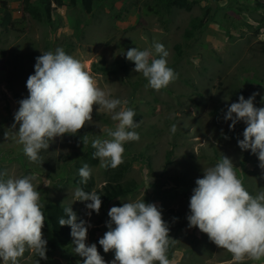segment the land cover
I'll return each mask as SVG.
<instances>
[{
    "label": "rangeland",
    "instance_id": "374dc122",
    "mask_svg": "<svg viewBox=\"0 0 264 264\" xmlns=\"http://www.w3.org/2000/svg\"><path fill=\"white\" fill-rule=\"evenodd\" d=\"M0 1L8 6L3 17L11 18L6 30L0 25V172L14 178L34 176L42 204H72L73 211L91 225L85 243H95L106 264H111L114 252L104 253L98 241L108 230L109 209L140 200L143 195L146 203L160 207L169 235L176 240L171 264H234L230 253L218 248L198 228H189L186 217L196 179L215 166L222 154L232 159L250 194L264 190V169L259 167L257 155L242 151L237 144L246 125L238 122L229 130L231 121L223 119L227 107L237 102L236 93L246 94L245 99L259 93L254 104L264 107V0H258L260 8L255 7L256 0H197L191 11L174 8L169 16L148 12L144 3L150 0H104L90 14L78 5L57 9L49 24L20 13L23 0ZM205 5L211 7L208 24L185 40L184 30L190 20L202 14ZM154 41L165 46L168 66L178 74L160 91L148 87V81L133 71L134 63L124 56L132 47L151 48ZM57 47L78 59L101 88L111 90V98L127 99V107L135 111L134 120L139 122L134 131L140 139L124 144L123 164L130 165L122 178L134 180L138 187L132 195L107 204L99 214L87 215L88 202H73L77 188L73 179L88 164L83 156L92 147V140L108 138L105 130L115 129L117 122L110 114L94 106L91 124L75 136L50 141L40 156L43 162L52 159L49 164L54 173L30 162L14 136L19 128L18 124L12 127L14 113L18 101L28 96L26 81L34 74L36 57ZM173 124L177 126L174 134L170 130ZM85 136L87 143H83ZM130 154L144 157L134 161ZM89 167L93 190H99L106 182L105 169L99 159L97 165ZM74 247L71 242L66 250H56L43 262L29 250L19 264H35L36 260L39 264H83L84 258L74 253ZM244 264H264V260Z\"/></svg>",
    "mask_w": 264,
    "mask_h": 264
},
{
    "label": "clouds",
    "instance_id": "9594fccd",
    "mask_svg": "<svg viewBox=\"0 0 264 264\" xmlns=\"http://www.w3.org/2000/svg\"><path fill=\"white\" fill-rule=\"evenodd\" d=\"M103 1L95 2L93 8ZM23 6L22 2V14ZM63 7H69L67 0L62 7L51 4L52 12ZM168 55L165 46L155 41L151 48L132 47L124 53L134 63L133 71L141 73L148 81L147 86L156 91L178 78L168 66ZM26 89L28 96L18 101L12 127L19 125L14 132L16 143L23 146L30 162L42 163L40 152L49 148L50 141L65 135L75 136L86 124H91L94 106L117 122L114 130H105L108 138H94L91 142L95 149L93 158L99 159L101 168L120 166L124 162V144L140 139L134 131L139 122L134 120L135 111L127 107L128 100L111 98V90L101 88L83 64L62 47L36 57L34 74L28 76ZM258 94L254 92L247 99L240 95L237 102L227 107L223 119L231 121L229 130L238 122L246 125L243 138L237 140L238 147L256 154L259 167L264 169V107L254 104ZM261 99L264 101V97ZM170 130L174 134L177 126L173 124ZM87 142V136L83 137V143ZM79 176V183L87 185L91 178L88 164L79 169ZM34 179V176L14 178L6 171L0 172V260L3 264H19L29 250L41 260L47 259V240L43 233L45 205L41 203ZM195 184L189 201L190 214L186 217L188 227L198 228L218 248L230 253L234 264L264 260V190L255 196L250 194L238 178L232 159L223 154L215 166L203 171ZM76 201L89 202L85 204L90 210L87 215L99 214L102 200L96 191L77 187L73 202ZM71 205L64 208L67 219L61 217L58 224L70 227L74 253L84 258L83 264H106L96 244L85 243L91 225L83 219L77 222ZM108 217V230L98 243L104 253L114 252L111 264H171L168 251L176 240L170 237L169 225L157 204L146 203L143 195L140 200L111 207Z\"/></svg>",
    "mask_w": 264,
    "mask_h": 264
},
{
    "label": "trees",
    "instance_id": "16d2710c",
    "mask_svg": "<svg viewBox=\"0 0 264 264\" xmlns=\"http://www.w3.org/2000/svg\"><path fill=\"white\" fill-rule=\"evenodd\" d=\"M69 2V6L79 5L85 14H88L92 11L93 4L99 0H67ZM23 15L29 16L31 19L40 22L49 24L50 18L52 15L51 4H54L55 7H62L65 5V0H24L23 1ZM198 3L197 0H150L146 1V10L148 12H153L154 14H161L163 16H169L170 12L173 8L183 9L186 12L191 11L192 7ZM255 7L260 8L262 4L256 0ZM5 10V5L3 1H0V16L1 21L0 25L5 28L11 23L10 16L7 18L3 17V11ZM210 11L211 7L208 5L204 6V10L200 16L194 17L188 23V27L183 32V38L185 40L192 39L196 33H198L201 29H203L209 22L210 19ZM54 30V27H53ZM262 53L264 54V40L261 42ZM175 49L178 50L179 46H175ZM180 52L177 51V56ZM176 58V57H175ZM103 72H107L105 68L101 69ZM235 99H238L239 94H233ZM246 94H244V97ZM43 151V150H41ZM95 149L89 147L87 151L84 153L83 159L88 163L89 166H95L98 163V158H93V153ZM45 153V152H42ZM171 154V151L168 153V157ZM130 158L134 161H141L144 157L143 154H130ZM65 160L67 158H64ZM52 162V159L45 160L44 162H36L42 165V167L48 170L50 173H54L55 168H53L49 163ZM144 163L147 165L146 161ZM243 164V163H242ZM130 165L129 163H122L115 169L108 168L104 171V175L106 177V182L99 190H93L94 187V179L91 174V178L89 179L87 185H81L79 183L80 176L79 172L75 173V177L73 179V183L76 187H84L85 191H96L99 195H101L102 205L100 208L101 212L104 207L110 202L122 198L125 196L132 195L137 189V184L134 180L122 181L123 175L126 173ZM89 203V202H88ZM45 207L43 209L44 215L46 217L43 233L44 238L47 240V259L56 251V250H66L72 242V237L70 235L71 229L69 226H60L58 224V220L63 217L67 219V216L64 213L63 206L52 202H46ZM90 211V210H89ZM91 214H96L92 212ZM78 220L83 219L76 213ZM172 255V245L169 247L168 258ZM38 257V256H37ZM39 258V257H38ZM40 261H46L41 260Z\"/></svg>",
    "mask_w": 264,
    "mask_h": 264
}]
</instances>
